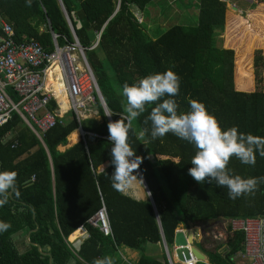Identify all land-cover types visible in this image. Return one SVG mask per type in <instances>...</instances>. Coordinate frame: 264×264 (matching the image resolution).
I'll return each mask as SVG.
<instances>
[{
	"label": "trees",
	"instance_id": "16d2710c",
	"mask_svg": "<svg viewBox=\"0 0 264 264\" xmlns=\"http://www.w3.org/2000/svg\"><path fill=\"white\" fill-rule=\"evenodd\" d=\"M151 1L30 0L29 4L26 0H0V19L10 24L15 40L34 38L48 51L53 49L52 35L58 46L74 41L69 20L113 122L126 116V99L120 94L125 83L132 85L170 69L180 77L179 92L172 97L178 114L189 110L190 100L202 101L222 129L235 126L238 133L264 138V91H245L252 85L250 49L253 45L264 49V8L229 9L233 13L228 17L224 0H198L195 24H173L151 38L131 11L132 6L143 10ZM225 21L228 33L224 44L238 47L242 40H236L231 29L246 27L236 61V86L243 90L234 87V49L215 43V32ZM260 65L261 58H254L255 68ZM7 92L14 102L19 100L10 88ZM168 98L146 104L145 111L128 124V143L141 158L137 169L152 203L112 188L109 140L96 139L87 147L76 140L58 149L67 145L77 129L72 112L44 133L33 125L38 136L13 112L0 125V171L16 173L18 195L9 193L8 202L0 207V221L11 225L0 234V264H68L71 260L73 264H93L106 255L114 264H121V248L136 252L135 259H127L131 264H169L163 249L159 257H153L146 253V246L161 244L162 234L170 254L176 229L179 225L186 229L187 222L201 226L203 233L193 244L207 263L196 264H236L243 234L227 229L224 240L214 246H208L210 238L204 236L215 223L226 219L264 217V183L258 184L254 194L233 200L226 187L194 181L187 170L195 146L170 132L155 140L150 135L147 117L156 104ZM54 107L51 103L50 109ZM96 107L100 120L85 119L81 127L108 136V121L98 102ZM254 155V165L230 157L226 167L242 178L264 177V157ZM102 205L110 235L88 224ZM81 226L88 237L72 243L77 238L74 231ZM21 233L23 250L14 240Z\"/></svg>",
	"mask_w": 264,
	"mask_h": 264
},
{
	"label": "clouds",
	"instance_id": "9594fccd",
	"mask_svg": "<svg viewBox=\"0 0 264 264\" xmlns=\"http://www.w3.org/2000/svg\"><path fill=\"white\" fill-rule=\"evenodd\" d=\"M30 4V0H26ZM180 89V77L172 70L150 74L138 82L125 83L120 92L126 99L123 120L107 124L108 140L111 142L109 164L113 167L110 175L111 186L116 191L124 190L137 178L135 170L141 163L128 143V124L139 117L146 104H151L167 96L153 107L147 117L151 122L150 135L153 140L172 133L181 140L193 144L196 148L191 158V167L187 172L197 183L213 182L217 187H226L229 199L242 195L254 194L264 177L242 178L233 175L228 167L230 157H235L242 164L254 165L255 154L264 157V138L237 131L235 126L222 129L216 117L210 113L202 101L190 100L186 113H177L175 97ZM112 113H105L111 116ZM141 132V136H143ZM16 173L0 171V207L8 202L9 193L18 195L15 189ZM11 225L0 221V234ZM93 264H114L110 256L93 261Z\"/></svg>",
	"mask_w": 264,
	"mask_h": 264
},
{
	"label": "built area",
	"instance_id": "2783aa9c",
	"mask_svg": "<svg viewBox=\"0 0 264 264\" xmlns=\"http://www.w3.org/2000/svg\"><path fill=\"white\" fill-rule=\"evenodd\" d=\"M136 20L141 22L138 18ZM0 31V125L16 112L38 136L33 125L39 133H44L55 123H61L65 114L72 112L78 123L75 131L77 140H81L85 147L96 139L108 140V136L83 130L80 124L98 114L96 105L100 102L95 78L78 41L74 38L72 43L58 46L55 35H52L53 49L48 51L34 38L15 40L10 24L1 19ZM54 68L60 71L66 87L65 111L52 112L47 107L54 91L45 89V78ZM7 88L17 94V102L10 98ZM60 102L57 101L58 104ZM224 221L226 229L243 234V247L235 259L240 257L245 264H264V217H233ZM88 224L98 228L103 235L111 234L104 205L88 219ZM76 231L79 235L72 243L78 244L88 237L84 227ZM176 231H182L186 236V229L178 228ZM187 245L189 248L190 243ZM197 262L199 260L191 255L190 260L179 263Z\"/></svg>",
	"mask_w": 264,
	"mask_h": 264
},
{
	"label": "rangeland",
	"instance_id": "374dc122",
	"mask_svg": "<svg viewBox=\"0 0 264 264\" xmlns=\"http://www.w3.org/2000/svg\"><path fill=\"white\" fill-rule=\"evenodd\" d=\"M236 4L238 6L243 7V8H247L248 7V1H246V0H237ZM148 6H147L148 8L147 7L144 8L143 14L140 13V11L135 6L131 7V11H132L133 15L136 16L135 18H138V19L141 20V22H139V23L143 27V29L146 31V33L151 38H155L156 36L161 34L166 28H168L169 26L175 24V22L174 21H168V23L163 25V22L158 21L156 23V25H155L154 16H153V8L150 5H148ZM227 10L228 9L226 7L225 11H227ZM244 27H243V25H240V26H237V28H235V29H233V28L231 29V31H234L233 34H235V37L237 38L236 40L239 41V39L241 38L242 43H243V41L246 38L245 35L242 36L243 32L246 31V29H245L246 27L245 28ZM227 33H228L227 32V25H226V21H225V23L222 26V28L218 27L216 32H215V34H216L215 43H218V41L220 40L219 42H223V44H224V41H225L224 37H225V35ZM242 43H239L238 47L236 45H234V44H228V43L224 44V46L234 49V52L236 53V55H235V67H234V72H233V74H234L233 75L234 87L236 89H239L236 86V76H237L236 75V71H237L236 70V61H238V56H239V53H240V51L242 49V46H243ZM254 58H257L258 61L261 58V65L256 67V68L254 66ZM248 67H249V71H250V75H251V83H252V85H251V87L249 89H246L245 91H252V90H255V89L264 91V49H263L262 46L253 45V47L250 49V59H249ZM239 90H243V89H239ZM92 119H95V120L98 121V120H100V116L98 114H96V115L94 114V117L89 118V120H92ZM77 138H78L77 132H74L72 135L69 136L68 143L64 147H67V146L75 143ZM123 192L125 194H129V195H131V196H133L135 198H141V197L146 196L144 186H143V184L141 183V181L139 179H135V181H132L123 190ZM178 228L185 229L182 225H179ZM226 233H227V229H226L225 221L217 222V223H215L213 225L212 228H210L208 230L207 236H204V237H209L210 238V241H207L208 242V246H214L218 242H221V241L224 240ZM202 235H203V233L201 232V226H194V228H193V237H194V239L198 241V240H200L203 237ZM17 236L18 235H15L14 240H15V238ZM25 238H26V234H25ZM22 240L23 239L21 238L19 241H17L19 243V247H18L19 250H22V248H24L23 247L24 244H23ZM160 249L162 251L163 246ZM121 251H122V253H123V255H124V257L126 259L131 260L130 257H129V252H128V250L126 248H121ZM163 251H164V249H163ZM172 255H173V252L171 251L170 257H172ZM125 258H123L122 261L124 263L131 264L129 261H126ZM234 262L236 264H245L244 260L242 258H240V257L234 259ZM68 264H73V261L71 260Z\"/></svg>",
	"mask_w": 264,
	"mask_h": 264
},
{
	"label": "crops",
	"instance_id": "0c3cea01",
	"mask_svg": "<svg viewBox=\"0 0 264 264\" xmlns=\"http://www.w3.org/2000/svg\"><path fill=\"white\" fill-rule=\"evenodd\" d=\"M224 1L226 3L225 6L228 9L227 10V16L228 17L230 16L231 13L236 12V10H238V11L243 10L244 11V10H247L249 7H252V8L256 7L257 8L256 10H260V9L264 8V3L260 4L256 0H246V1H248V7L247 8H243L241 6H238L236 4L237 0H224ZM148 5H150L153 8V16H154L155 25L158 21L163 22V25L168 23V21H174L175 24H180V25H193L197 21L198 0H152ZM229 9L233 12L229 13V11H230ZM143 10H139L140 13L143 14ZM218 43H220V42L218 41ZM58 149L63 150V149H65V147L59 146ZM132 181H135V179H133ZM127 195H129V194H127ZM129 196H131V195H129ZM131 197H133V196H131ZM133 198H135V197H133ZM145 198H147V197L144 196V197L135 198V199L141 200V199H145ZM191 231L193 232V229ZM17 235L18 236L15 238V241H16L17 246L19 247V243L17 241H19L22 238L23 234L21 233L20 235L19 234H17ZM74 235H75V237H78L79 232L75 231ZM160 248H162V245L160 243L148 244L146 246V253L149 256L159 257L160 253H161ZM22 250H23V248H22ZM127 250L129 252L130 259H135L137 257L136 252H134L130 249H127ZM123 258H124V256H123ZM171 259H172V261L178 262L176 260V258L174 257V255H172ZM125 260L127 261L126 258H125ZM203 262L207 263V260L205 259ZM121 264H127V263L122 262Z\"/></svg>",
	"mask_w": 264,
	"mask_h": 264
},
{
	"label": "water",
	"instance_id": "95a60500",
	"mask_svg": "<svg viewBox=\"0 0 264 264\" xmlns=\"http://www.w3.org/2000/svg\"><path fill=\"white\" fill-rule=\"evenodd\" d=\"M66 19L68 20L67 16H66ZM68 23H69L73 37L75 39H77L69 20H68ZM98 96H99L100 107L102 108L103 113L105 115V113H108V109L106 107V104L103 100V97H102L99 89H98ZM105 117H106L108 123L113 122L111 119V116H105ZM136 171H137L138 179L141 181V183L144 186L146 197L152 203V199H151L149 190L146 186V183H145L144 179L142 178L138 169H136ZM157 221H158V219H157ZM193 228L194 227H193L192 223L187 222L186 236L182 231H175L174 239H173V245H172V251H173L175 258L178 262L190 260L191 255L193 257H195L196 259H198L199 261H204L206 259L205 255L193 244L194 237H193V232L191 231ZM28 237H29V232L26 234V240H28ZM161 238H162L161 239V245L163 246L164 253L166 255V259H167L169 264H173L171 259H170V256H169L168 250L166 248L165 241H164L162 234H161ZM188 242L190 243L189 248L187 245ZM36 246H37V249L40 251L39 246L38 245H36ZM41 253L45 254L44 252H41ZM49 261H50V258H49Z\"/></svg>",
	"mask_w": 264,
	"mask_h": 264
},
{
	"label": "bare ground",
	"instance_id": "6f19581e",
	"mask_svg": "<svg viewBox=\"0 0 264 264\" xmlns=\"http://www.w3.org/2000/svg\"><path fill=\"white\" fill-rule=\"evenodd\" d=\"M45 89L54 91L51 99L49 100L47 107L50 109L51 103L56 106L54 109H50L52 112L65 111L66 110V87L62 81L60 71L55 69L50 71L45 78ZM60 100V104L57 101Z\"/></svg>",
	"mask_w": 264,
	"mask_h": 264
}]
</instances>
